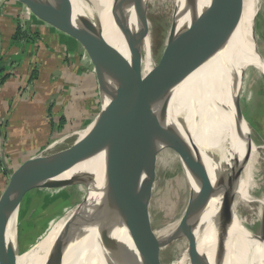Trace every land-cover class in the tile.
<instances>
[{"label":"bare ground","instance_id":"6f19581e","mask_svg":"<svg viewBox=\"0 0 264 264\" xmlns=\"http://www.w3.org/2000/svg\"><path fill=\"white\" fill-rule=\"evenodd\" d=\"M39 1L77 19L97 17L107 39L122 50H126V41L116 20H123L125 16L126 34L131 38L142 35L145 41L143 55L136 41L132 43L139 74V96L144 94L147 80L159 72L148 48L147 0H123L120 14L115 10L114 0ZM259 4L260 0H197L198 10L208 6L212 12L218 51L173 88L169 113L161 125L126 138L112 150L90 157L91 163L77 164L59 177L60 180L80 181L84 180V170H94L97 175L95 190L98 191L94 194V184L87 182L91 186L89 197L67 210L44 237L19 254L17 264H115L101 236L105 229L99 208L101 161L105 159L120 164L126 184L141 199L148 177L143 181L141 178L144 172L149 176L154 168L152 152L156 145L178 151L185 175V164L190 160L201 158L204 161L208 171L198 174L201 194L196 235L211 264H264L263 144L255 141L245 121H241L244 128L242 146L233 157L226 158L225 163L219 165L218 162V158L223 159L233 147L230 108L234 76L251 66L250 61L264 72V58L256 52L253 37L254 17ZM189 18L187 11L184 25ZM96 60L103 103L107 106L114 84L102 59ZM171 66L172 61L168 68ZM164 81L165 76L160 73L147 89V100L155 98ZM140 161L146 162L144 168H138ZM14 222L15 212L8 223L11 234ZM151 233L158 246H166L185 235L184 217ZM112 235L131 250L136 260V249L126 229L117 223ZM96 241L100 244L97 249ZM103 248L109 260L100 256ZM176 264H195L188 245L181 251Z\"/></svg>","mask_w":264,"mask_h":264},{"label":"water","instance_id":"95a60500","mask_svg":"<svg viewBox=\"0 0 264 264\" xmlns=\"http://www.w3.org/2000/svg\"><path fill=\"white\" fill-rule=\"evenodd\" d=\"M38 19L73 36L86 50L97 78L101 109L98 115L85 127L84 133L67 148L55 152L49 149L55 146L53 142L45 152L21 163L10 173L7 185L0 198V264H17L18 221L20 206L25 193L30 187L55 186V184L72 183L60 180L59 177L72 170L77 164L86 161L97 153L112 150L115 145L128 137L145 133L161 125L169 113V100L173 88L191 74L208 57L218 51L215 40L212 12L208 6L198 10L197 0H184L186 12L190 13L188 23L184 25L175 42L173 50L167 52L160 65L155 66L159 72L147 80L146 90L139 96V74L137 59L134 57L132 43L135 38L126 34V18L116 20L122 29L126 41V50L111 43L102 30L97 17L89 16L74 18L49 6H44L39 0H18ZM123 0H114L117 14L122 11ZM257 13L254 17V24ZM255 39V28H253ZM136 41V40H135ZM256 52L257 46L255 47ZM259 53V52H258ZM260 54V53H259ZM97 58H101L114 84L112 98L104 106L101 94L100 78L97 71ZM172 61L171 68H168ZM245 70L234 76L232 106L230 113L232 123L230 128L233 147L229 148L223 159L218 158L222 165L236 154L244 140V128L241 121L245 120L240 106V92ZM165 76L158 94L152 100H147V89L159 74ZM264 75V72H261ZM155 153V152H152ZM227 158V159H226ZM214 162V161H213ZM189 186V202L184 215V230L188 238V247L195 264H211L209 257L203 252L198 233L199 223L197 211L200 204L201 183L198 174L207 172L204 161L195 158L185 164ZM99 178L102 182V195L99 208L105 223L101 232L102 239L115 264H157L156 244L148 224V202L151 195L153 170L144 183V194L140 199L134 195L125 182L124 171L120 164L113 161H101ZM82 182L96 181L94 170H84ZM15 212L13 233L8 230L11 215ZM120 224L128 232L136 249V260L131 250L112 235L115 224ZM200 246V247H199ZM201 248V249H200Z\"/></svg>","mask_w":264,"mask_h":264},{"label":"crops","instance_id":"0c3cea01","mask_svg":"<svg viewBox=\"0 0 264 264\" xmlns=\"http://www.w3.org/2000/svg\"><path fill=\"white\" fill-rule=\"evenodd\" d=\"M18 26L32 38L14 40ZM257 37L264 58V30ZM259 81L254 100L248 96L243 105L240 96V106L245 120L264 138V76ZM100 109L94 66L82 45L18 0H0V198L21 163L45 152L55 137L87 127ZM30 192L20 206L18 246L23 203Z\"/></svg>","mask_w":264,"mask_h":264},{"label":"rangeland","instance_id":"374dc122","mask_svg":"<svg viewBox=\"0 0 264 264\" xmlns=\"http://www.w3.org/2000/svg\"><path fill=\"white\" fill-rule=\"evenodd\" d=\"M146 19L149 24V44L150 57L154 64L160 65L161 60L167 57V52L173 50L178 34L185 23L187 12L184 0H147ZM255 19V39L259 53L262 51V43L257 37L264 30V0H260L259 8L256 11ZM141 39V41H140ZM136 43L140 54L143 55L146 46L144 37L137 35ZM140 41V42H139ZM249 61V60H246ZM249 66L243 76L240 96L243 105L247 104L246 98L249 96L254 100L256 87L260 85V79L264 76L263 72L254 62ZM259 81V83H257ZM251 99H249L251 101ZM250 114V112H249ZM247 125L253 132L254 139L263 146L264 138L258 134L256 129L247 122ZM69 134H63L51 140L49 145L57 142L49 152H55L64 149L73 144L79 137L82 129L76 128ZM60 145V146H59ZM154 171L151 188V195L148 202V224L151 230L161 228L169 223L181 220L187 210L189 202V186L182 166L178 151L169 147H154ZM141 162V163H140ZM138 168L146 166L145 161H140ZM83 163H91L89 159ZM139 168V169H140ZM264 175V164L261 167ZM140 170H138L139 172ZM148 175L144 172L141 181ZM96 183L93 182V184ZM32 194H31V190ZM91 186L87 182L74 181L66 184H55V186H34L29 188L28 195L23 203L22 219H24V228L20 234L19 253L35 245L44 237L52 225L69 209L87 199L91 192ZM94 184V194L97 193ZM27 243V244H26ZM95 249L100 244L96 243ZM188 245L186 235L174 239L166 246H159L157 250V264H176L181 251ZM97 247V248H96ZM95 252V251H94ZM102 252V253H101ZM100 256L108 259L104 248Z\"/></svg>","mask_w":264,"mask_h":264},{"label":"trees","instance_id":"16d2710c","mask_svg":"<svg viewBox=\"0 0 264 264\" xmlns=\"http://www.w3.org/2000/svg\"><path fill=\"white\" fill-rule=\"evenodd\" d=\"M32 38L31 34H29V32H27L26 30H24L21 26H18L14 35H13V39L14 40H23V39H29ZM36 75L35 70L32 72L30 80L34 79Z\"/></svg>","mask_w":264,"mask_h":264}]
</instances>
